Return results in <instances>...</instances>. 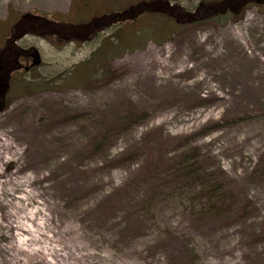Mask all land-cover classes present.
<instances>
[{
  "label": "rangeland",
  "instance_id": "obj_1",
  "mask_svg": "<svg viewBox=\"0 0 264 264\" xmlns=\"http://www.w3.org/2000/svg\"><path fill=\"white\" fill-rule=\"evenodd\" d=\"M141 1L0 0V58L38 49L40 65L15 75L54 86L13 83L0 110V264H264V5L185 24L134 10L83 42L46 26ZM92 59L93 78L56 87ZM216 186L233 205L222 215ZM9 212L32 235L11 236Z\"/></svg>",
  "mask_w": 264,
  "mask_h": 264
},
{
  "label": "trees",
  "instance_id": "obj_2",
  "mask_svg": "<svg viewBox=\"0 0 264 264\" xmlns=\"http://www.w3.org/2000/svg\"><path fill=\"white\" fill-rule=\"evenodd\" d=\"M251 1L253 3H258L264 5V0H247ZM245 0H201L199 5L196 8L195 12H190L185 8L182 7H175L174 5L171 6L168 0H143L137 6H130L126 12H117L116 14H103L101 16H95L93 17L89 22H83V23H68L66 21H56L55 19L53 21H47L46 26H52L55 29V31H58L57 28H61V30H67L70 34V37L66 39L69 40H80L81 42L87 41L90 39V34L96 33L103 29L104 27H108L110 24L103 25L100 29L96 28V30H92L94 26H96L99 23H103L104 21L110 20V19H117L120 20L123 19V15L125 13H132L137 12L135 16H139L141 13H150V14H157V15H163L173 21L175 23H196L199 21L202 17L205 19H212L215 22H221L225 20H229L232 18H237L240 16V12L242 11V8L244 7ZM29 19L28 15H23L22 20ZM26 33V32H24ZM23 33V34H24ZM55 34V33H54ZM56 35V34H55ZM61 35V34H59ZM95 35V34H94ZM138 35V34H137ZM105 45H111L110 43H104ZM29 51L24 48L17 47L16 50H14V63L11 64V61H9L7 58H0V66L2 67L1 74L4 75L6 80H10V88L13 86V83L18 82L19 85H22V89L25 93L30 92H37L41 90L46 89H52L54 88L53 82L46 81V80H26L25 78H19L17 75L12 73L14 70L17 69V60L19 58H26L28 57ZM94 58V57H93ZM5 60V62H4ZM1 62L3 63L1 65ZM11 64V65H10ZM10 65V66H9ZM94 60H90V63H87L86 66L83 67V72L81 76H69V78L66 80L67 77H65L61 82L57 83L56 87L61 88L62 86L66 87H79L80 84L84 81H86L89 78L94 77ZM39 66V65H38ZM35 66L30 70V73L36 69ZM19 73V72H18ZM59 85V86H58ZM8 88L7 91V97L9 95V92L11 89ZM7 97L5 101L3 102V105L0 106V110H3L5 108V105L7 103ZM136 115L132 114L129 115V110H127L126 116L124 120L127 122V126H129L130 121H134ZM105 135L101 138L100 143L102 141H105ZM104 138V140H103ZM94 142V141H93ZM96 143V142H95ZM97 144V143H96ZM155 160L149 159L148 164L149 167L146 168L147 174H150V177L154 176L156 177L157 172L159 171L160 167L157 163H154ZM159 161V160H158ZM220 186H216L214 189L211 190L210 195L208 196L209 201H211L210 210L214 213V215H222L224 213H227L232 208V201L229 200L228 202L225 201V197H223V194L219 195L217 192V189H220ZM224 199V200H223Z\"/></svg>",
  "mask_w": 264,
  "mask_h": 264
},
{
  "label": "bare ground",
  "instance_id": "obj_3",
  "mask_svg": "<svg viewBox=\"0 0 264 264\" xmlns=\"http://www.w3.org/2000/svg\"><path fill=\"white\" fill-rule=\"evenodd\" d=\"M20 185H24V182H21ZM2 192L5 191V189L2 187L0 189ZM38 198H40L39 194L30 189V190H25L24 191V199L26 201H34L38 204V206L42 205V201H39ZM21 202V201H19ZM14 203V201H11V204ZM15 204V203H14ZM41 208H38L37 212H40ZM47 215V214H46ZM28 217V215H25V219ZM34 216L31 217V220H33ZM48 218V217H47ZM4 222V221H3ZM24 223L22 222V219L18 218V217H14L12 213L9 212V220L7 221L6 225H3L5 228H9L10 232H11V236H14L16 234L15 230H20V229H24V231H26L28 234L32 235V227H29L28 225H23ZM44 228L48 229V225L46 222H44ZM25 242H23V240H20L18 245H14L13 247L16 248L17 250L21 249L24 252H29L28 251V247L26 246H22L24 245ZM12 246V245H11ZM32 253L30 252L31 255H35L37 254L34 250H32Z\"/></svg>",
  "mask_w": 264,
  "mask_h": 264
},
{
  "label": "flooded vegetation",
  "instance_id": "obj_4",
  "mask_svg": "<svg viewBox=\"0 0 264 264\" xmlns=\"http://www.w3.org/2000/svg\"><path fill=\"white\" fill-rule=\"evenodd\" d=\"M22 22L21 24H27V21H20ZM65 39L69 38V34H64L63 36ZM33 49V48H32ZM32 49L29 51L28 53V57H24V61L19 58L16 62H17V69H13L14 71L12 73L16 74L18 72H20L21 70H24L25 72H30V70L32 68H34V66L31 65L32 63V57H31V51ZM0 106L3 105V102L5 101L6 97H7V91L8 88L10 87V80H6V78L4 77V75L1 74L2 72V67L0 66ZM8 82V84H7Z\"/></svg>",
  "mask_w": 264,
  "mask_h": 264
},
{
  "label": "water",
  "instance_id": "obj_5",
  "mask_svg": "<svg viewBox=\"0 0 264 264\" xmlns=\"http://www.w3.org/2000/svg\"><path fill=\"white\" fill-rule=\"evenodd\" d=\"M31 57H32V63H31L32 66H36V65H39L41 63L42 59H41V55H40V52L38 51V49H36V48L32 49ZM7 84H8V82H7Z\"/></svg>",
  "mask_w": 264,
  "mask_h": 264
}]
</instances>
